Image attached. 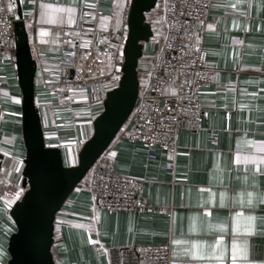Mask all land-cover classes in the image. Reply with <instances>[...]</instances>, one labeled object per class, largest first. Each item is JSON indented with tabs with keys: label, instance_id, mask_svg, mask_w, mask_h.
I'll return each mask as SVG.
<instances>
[{
	"label": "crops",
	"instance_id": "1",
	"mask_svg": "<svg viewBox=\"0 0 264 264\" xmlns=\"http://www.w3.org/2000/svg\"><path fill=\"white\" fill-rule=\"evenodd\" d=\"M129 1L86 0L108 15L97 23V28L106 33L98 45L114 56L112 64H120L122 60L119 52L126 37ZM7 2L13 4V0ZM20 3L37 64L35 105L40 121L44 120L41 126L45 143L55 145L53 136L58 134L72 136L81 145L91 136L93 122L86 121L84 126L66 131L57 127L56 114L44 112L40 107L53 99L49 93L56 85L46 74L52 67L46 60L53 58L67 42L60 26L69 25L67 13L57 14L65 22L48 23V16L42 14L51 9H43L41 5L74 7L75 20L78 10L86 5L85 0H20ZM14 13L13 9L12 17ZM206 21L200 42L207 52V66L219 74L214 85L198 93L202 108L208 112L202 130L180 132L174 171L166 168L168 160L162 151L154 150L155 158L148 159L143 146L116 138L106 150L105 159L118 174L144 180L142 197L148 209L136 214L109 213L94 206L87 189L76 187L55 216L56 264H108L107 248L163 243L170 245L174 260L232 264L231 217L237 212L242 215L236 243L243 246L247 242L248 260L264 264V202H260L264 195V0H212ZM84 41H90L89 34L74 40ZM148 44L144 45L143 53ZM148 67V63L139 61V81L144 80ZM108 74L109 78L116 75L109 69ZM101 109L102 106L97 107L96 113ZM69 150L77 159L79 146ZM0 155V227L5 230L0 231V248L5 253L0 260L5 264L8 240L15 232L9 211L17 200L11 207H5V203L16 187L23 185L25 150L16 69L14 62L3 56H0ZM62 156L66 163L68 153L63 151ZM17 161H21L20 172L14 171ZM249 215L254 217L251 234L243 231ZM221 223L225 224L224 232L218 227ZM173 239L180 243L173 245ZM194 241L204 250L205 259L183 255ZM173 249L177 252L175 258ZM220 249H226V257L216 261L211 253L216 250L218 255ZM236 264L247 262L238 256Z\"/></svg>",
	"mask_w": 264,
	"mask_h": 264
},
{
	"label": "built area",
	"instance_id": "2",
	"mask_svg": "<svg viewBox=\"0 0 264 264\" xmlns=\"http://www.w3.org/2000/svg\"><path fill=\"white\" fill-rule=\"evenodd\" d=\"M211 4L212 0H161L159 17L154 15L149 23L153 32L150 40L154 38L160 48L141 81L143 86L139 87L131 114L116 136L143 146L148 159L155 158L154 150L162 151L168 160L166 168L171 171L176 166L180 132L201 131L208 116L199 102V90L218 81L219 73L207 66V52L200 42ZM8 7L7 0H0V56L14 62L13 17ZM181 11L185 15H180ZM85 12L90 15L85 16ZM105 17L108 15L96 6L80 8L71 27L64 24L60 29L67 32V42L53 58L46 60L52 66L46 74L56 85L49 93L53 99L41 103L40 107L44 112L56 114L58 128L68 131L80 123L82 126L86 121L92 123L101 113H96L97 107L118 86L119 80L113 82L105 72L114 56L98 45L106 33L101 31V34L97 23ZM83 34H91V41L74 42ZM122 61L123 58L120 67ZM169 64L174 70L166 74L165 67ZM74 95L80 97L78 101L71 98ZM79 111L86 115L79 116ZM53 137L56 145L53 148L61 152L68 153L80 145L72 136L56 134ZM87 179L88 191L97 209L128 214L148 209L142 197L143 179L118 174L100 158L89 170ZM106 259L108 264H138L139 260L147 264H195L172 259L168 243L107 248Z\"/></svg>",
	"mask_w": 264,
	"mask_h": 264
},
{
	"label": "water",
	"instance_id": "3",
	"mask_svg": "<svg viewBox=\"0 0 264 264\" xmlns=\"http://www.w3.org/2000/svg\"><path fill=\"white\" fill-rule=\"evenodd\" d=\"M157 3L158 0H130L118 86L107 93L102 111L93 121L92 134L81 145L75 164L66 166L58 148L37 150L39 141L45 143L35 105L37 64L32 57L20 0H13L14 65L21 94V129L25 150L23 186H31L32 195L26 201L15 202L9 211L15 232L8 240V260L5 264H55L52 255L55 216L115 140L135 106L140 87L138 63L144 45L153 36L146 15ZM21 203L23 207H17Z\"/></svg>",
	"mask_w": 264,
	"mask_h": 264
},
{
	"label": "snow or ice",
	"instance_id": "4",
	"mask_svg": "<svg viewBox=\"0 0 264 264\" xmlns=\"http://www.w3.org/2000/svg\"><path fill=\"white\" fill-rule=\"evenodd\" d=\"M75 2V0H74ZM183 2V0H182ZM85 4L88 8H91L92 5L86 3L85 0ZM232 7H235V5H231ZM41 8L43 9H51L50 12H45L42 15H47L48 16V23H63L65 22L64 18L62 16H58L57 14L60 13H67V19H66V23L68 24H72L75 22L74 20V15L73 13L75 12V8L74 7H56L53 8L51 5H47V4H42ZM14 9V5L13 4H9L8 7V11H13ZM85 16L90 15V13L85 12L84 13ZM180 15H185V13L183 11H181ZM119 23V21L117 22ZM185 23H187V21H185ZM69 43H71L69 41ZM71 55V53H70ZM119 57L122 59L123 58V52H119ZM83 58H87V54L83 57ZM109 71H114L116 73V75H112V81L115 82L117 80L120 79V76L118 75L121 71V67L119 64H109L107 65ZM174 70L172 68V66L166 65L165 67V73L168 74L170 71ZM104 73L102 72L101 75H103ZM71 90V89H70ZM156 91H159V89H156ZM157 111H160L159 109H157ZM46 115V114H45ZM173 120L176 119L175 116L172 117ZM41 123H44V120L41 121ZM52 147H56V145H52V144H46L43 141H39L38 145H37V150L39 151L40 149L43 148H52ZM109 155H114V153H109ZM21 161H17L16 165H14V171L16 172H20L21 169L19 168L18 164ZM102 179V178H101ZM32 195V187L29 186L28 188H25L23 185H19L16 187L15 191L12 193V196L10 199H8L5 203V207H11L12 203L14 200L17 201H26L28 199V197H30ZM252 193L249 192L248 196L252 197ZM260 202H264V195H261L260 197ZM249 204H252V200L249 199ZM17 207L22 208L23 207V203L17 205ZM241 213L237 212L235 213L234 216L231 217V232L233 235V242L231 245V260H232V264H236L237 261V257L238 256H242L244 257L245 261L247 262V264H255V261H249L248 260V247H247V242L244 243L243 246H240L236 243V234H238L241 231V227H240V223H239V218L241 217ZM246 220L248 221V225L247 227H245L243 229V231L251 234L253 232V228H252V221L254 220V217L252 215H249L246 217ZM219 229L221 232L225 231V224L221 223L218 225ZM0 231H5L2 227H0ZM6 231L11 232V229H7ZM171 243L173 245L180 243V241L173 239L171 241ZM216 243L219 244L220 240H216ZM4 250L2 248H0V258H2V256L4 255ZM173 258H175L177 256V252L175 249H173L172 252ZM183 255L186 257H190L191 259L194 260H202L205 259V254H204V250L202 248L198 247V242H192V246L191 248H186L184 249ZM211 255L214 257V259L216 261H223L226 257V249H220L219 250V254H216V250H213V252L211 253ZM0 264H2V260H0ZM138 264H147V262L145 260H139Z\"/></svg>",
	"mask_w": 264,
	"mask_h": 264
},
{
	"label": "trees",
	"instance_id": "5",
	"mask_svg": "<svg viewBox=\"0 0 264 264\" xmlns=\"http://www.w3.org/2000/svg\"><path fill=\"white\" fill-rule=\"evenodd\" d=\"M129 4H130V1H129ZM161 10V0H158V3L156 5V7L146 15V21L148 23H151V19L152 17L155 15L157 17H159V12ZM162 30H163V27H162ZM148 46V50H146L140 61L141 62H144V63H148L149 66H151L155 59H156V56H157V53L159 51V48H160V43H154V40H150L149 44L147 45ZM139 85L140 87L143 86V82H139ZM102 111V109H101ZM100 111V112H101ZM80 150V148H79ZM100 159H102L105 163H109L107 159H105V153L100 157ZM87 176H88V173L86 174L85 178L81 181V183L77 186V187H81V188H84V189H87L88 190V179H87ZM54 239H55V236H54ZM56 248L55 246H52V255H53V260H54V263L56 264V261H57V252H56Z\"/></svg>",
	"mask_w": 264,
	"mask_h": 264
},
{
	"label": "rangeland",
	"instance_id": "6",
	"mask_svg": "<svg viewBox=\"0 0 264 264\" xmlns=\"http://www.w3.org/2000/svg\"><path fill=\"white\" fill-rule=\"evenodd\" d=\"M65 25H67V24H65ZM72 25V24H71ZM71 25L69 24V25H67V27H71ZM63 25H61L60 26V29H61V27H62ZM100 31V30H99ZM60 32H62V30H60ZM101 32V31H100ZM63 34H64V36H66L67 37V32H66V34H65V32H62ZM91 34L94 36V33H92L91 32ZM91 34H89L90 35V38L92 39V36H91ZM101 34H103V32H101ZM105 34V33H104ZM96 36V35H95ZM102 36V35H101ZM100 36V37H101ZM97 37V36H96ZM98 38V37H97ZM91 39H90V41H91ZM154 39V38H153ZM152 39V40H153ZM155 40V39H154ZM146 48H148V46H146ZM59 51V50H58ZM57 51V52H58ZM51 59V58H50ZM47 60H49V59H47ZM47 62V61H46ZM141 62V61H140ZM105 72L106 73H108V68H107V70H105ZM51 78V77H50ZM71 98H74L75 100H79V96L78 95H74V96H72ZM80 112V114H79V116H85L86 114H83V111H79ZM79 122V121H78ZM81 124V123H80ZM80 124H78V125H80ZM90 124V123H89ZM79 147H80V145H79ZM68 158H66V160H65V162L66 163H64L66 166H69V165H74L75 164V162H76V158H74V156H72V155H70V152H68V156H67ZM69 164V165H68ZM87 178H88V176H87Z\"/></svg>",
	"mask_w": 264,
	"mask_h": 264
}]
</instances>
